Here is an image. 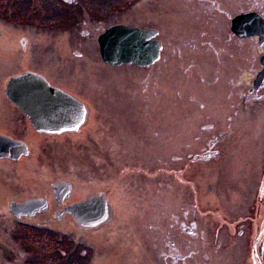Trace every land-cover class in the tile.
Returning a JSON list of instances; mask_svg holds the SVG:
<instances>
[{"label": "rangeland", "instance_id": "obj_1", "mask_svg": "<svg viewBox=\"0 0 264 264\" xmlns=\"http://www.w3.org/2000/svg\"><path fill=\"white\" fill-rule=\"evenodd\" d=\"M127 2L113 0L102 5L99 13L104 16L99 17V24L127 22L161 27L165 32L168 27L159 24L161 17L168 18L170 28L177 22L174 16L178 15L171 11L167 0ZM20 18L29 22L32 12L21 8ZM83 18L88 20L86 15ZM5 19L9 24L0 17V27H5L0 30V43L11 44L15 36L26 34L32 45L29 61L15 47L6 51L0 48V131L27 141L30 152L17 162L0 159V205L7 198L47 192L49 181L64 179L72 187L70 201L99 191L106 195L110 205L107 221L99 224L98 229L79 235L93 245L90 259L102 254L105 256L102 264H179L168 258L164 260L159 253L171 251L172 247L181 249L185 239L183 231L168 226H175L176 216V222L192 221L195 225L196 259L192 256L184 264L253 261L250 249L263 215L262 209L257 210L258 200L253 198L258 189L253 174L263 151L257 152V156L253 154L251 159L243 156L239 161L232 156L242 144L235 140L243 123L241 117L234 118L235 142L227 155L222 148L216 154L209 151L204 143L210 132H214L209 124L213 122L221 129L222 120L225 121V112L221 111L223 87L213 88L198 82L195 68H190L189 76L181 72L180 63L186 58H191L193 63L201 59L213 66L215 59L210 52L206 56L197 48L193 55H172L164 63L148 69L101 66L83 56L78 67L79 58L70 51L81 49L79 44L94 47L92 37L83 38L77 33L83 24L70 26L69 34L59 29L49 34L23 23L13 24V17ZM94 22L87 21L85 26ZM50 37L54 39V48L64 54L69 52L73 64L67 62L64 54L51 50L52 41L47 40ZM52 55L55 62L52 68L46 69L49 64L46 60ZM24 67L41 70L83 100L90 114L85 117L83 130L53 139L31 132L2 92L7 76ZM210 69L205 68L203 81L215 77ZM255 122V117L250 118L248 133H260L264 138V117L258 126ZM58 222L67 225L71 220L65 217ZM16 225L20 224L15 223L11 235L0 230V264H29L46 254V246L29 243L32 239L29 233L26 237L31 239L24 248L14 245L12 240L23 228ZM12 226L6 220L3 228ZM240 229L243 232L238 235Z\"/></svg>", "mask_w": 264, "mask_h": 264}, {"label": "flooded vegetation", "instance_id": "obj_2", "mask_svg": "<svg viewBox=\"0 0 264 264\" xmlns=\"http://www.w3.org/2000/svg\"><path fill=\"white\" fill-rule=\"evenodd\" d=\"M113 0H0V17L14 18V23H23L28 25L30 29L42 31L46 33H53L55 29H59L67 34L70 33V26L73 24H83V27L78 28L77 33L80 37L94 39V47L81 46L82 49H72L70 54L79 58L76 62L77 66H80L81 57L85 56L89 62H99L101 66L119 67V66H132L133 68H150L153 65L161 64L165 62L166 57L170 58L172 55H193L194 50L201 51L206 56H209V52L213 55L214 65L210 66L205 61L198 59L196 63L190 60H184L182 64L181 72L183 75H188L191 72L190 68H195V72L198 74L197 81L204 83L205 85L213 86L222 85L223 105H221V111H224L225 121L222 120L223 128L219 129L215 127L212 122L209 124L210 128L214 132H210L208 140H205V145L209 147V151L217 153L219 148L225 150V155L228 153V149L232 146L235 140L240 141L239 147L233 152L232 156H235L237 161L243 156L252 155L257 156V152L261 153L260 158L256 159L257 165L254 172V178L258 184V189L254 191L253 198L258 200L257 210L262 209L263 215L261 216V225L259 232L256 234L252 243L250 252L252 251L253 261L248 264H263L264 263V240H262L264 234V142H262L263 135L258 133L254 135V132L248 133V128L251 127L250 118H256V125L260 124V120L264 117V0H167L171 6V11L175 13L174 21L177 22L170 28L169 20L166 16L161 17L159 24L168 28L160 30L150 25H137L127 22H109L105 25L99 24V17L104 16L99 13L102 5L108 3L111 4ZM140 0H129L131 2L139 3ZM143 1V0H142ZM145 1V0H144ZM21 8L27 12H32V19L29 22L22 21L20 18ZM166 13V11H165ZM88 16V20L95 21L89 27L83 16ZM9 24V23H8ZM121 24L123 26L143 30L148 34L143 38L144 42L152 44L145 46L146 52H149L150 56L154 58L144 64H136L133 62L109 64L101 59L99 53V44L97 37L101 35L107 28ZM0 30H5V27H0ZM168 31V33H167ZM6 35L5 31L3 33ZM64 37H61V41ZM47 40L52 41L51 50L57 54H64L59 49L54 48L53 38L50 37ZM32 43L28 35L20 34L15 36L12 43H0V48L6 51V49H12L15 47L18 52L23 55H27L28 61L30 60V47ZM1 53V52H0ZM88 54V55H87ZM90 55V56H89ZM68 63L73 64L69 52L64 54ZM223 59V60H222ZM189 61V62H187ZM49 63L46 69L52 68L55 62L54 55L50 59L46 60ZM29 63H27V66ZM88 66L87 68H89ZM100 68L98 65L96 66ZM198 67V69H197ZM211 68V73L215 75L210 79H201L202 74L205 72V68ZM224 68V69H223ZM223 69V71H222ZM25 72L34 73L42 77L45 82L52 87H55L62 92L66 93L73 101L70 103H63L57 97V107L62 110V116L50 118L46 120L45 128H36L32 125L28 115L23 113L16 104L10 101L2 89L4 98L13 106L14 110L19 113L23 118L25 125L29 126L32 133L35 135H41L48 139H53L59 136L70 135L73 131L80 132L82 129L85 117L89 112L86 110V104L82 99L78 98L76 94L71 92L64 86L55 83L47 74L41 70H37L30 67H24L21 71L10 73L7 77L23 74ZM96 82L95 78H91ZM32 83H36L35 78L32 79ZM5 87V86H4ZM146 87V85H145ZM50 99H53L50 94ZM191 97H194L191 95ZM64 101V100H63ZM35 106L42 105V102L34 101ZM78 104V105H77ZM198 106L203 107L202 102L197 103ZM79 106V110H77ZM50 107L47 106V110ZM225 108V109H224ZM34 110V114H38ZM46 110V111H47ZM215 112V111H214ZM216 112H218L216 110ZM81 117V121L77 124L74 123L77 116ZM257 115L258 118L255 116ZM235 117H241L243 123L239 127V133L236 139L235 137ZM73 122V126H66L67 123ZM41 125V124H40ZM39 126V125H38ZM37 126V127H38ZM85 128V127H84ZM203 129V128H202ZM0 134L8 136L13 140L22 141L27 149L26 154H21L18 157L0 156V159H4L9 162H17L24 155L30 152V147L27 141L20 138L16 134L10 132L0 131ZM250 137L246 140L247 137ZM248 142V143H247ZM246 145H250L247 148ZM5 157V158H4ZM210 157V153H209ZM247 161V159L245 160ZM245 161L241 162L243 166ZM247 168V167H246ZM249 169V168H247ZM67 186L68 190H63ZM47 192L41 194H32L23 196L19 199L7 198L4 204L0 205V230L10 234L11 229L15 223L17 227H23L16 235V239L12 242L14 245L24 246L25 243L30 244L33 242L41 244L42 248L46 246V254L39 256L37 260L28 262L29 264H102V254H97L94 258L90 259L94 248L92 244H88L79 235L89 233L99 228V224L104 223L108 219L110 214V205L107 201L106 195L102 192H97L93 195H88L79 200H69L71 194V184L64 179H56L48 182ZM89 198L103 199L106 207V217L101 222L95 225H81L77 223L70 214V207L77 203L82 202ZM36 200L35 206L28 208V213L17 214L13 209V203L21 204L25 200ZM48 215L46 219L41 218L43 215ZM175 216V215H173ZM69 217V222L65 225V222L58 224L62 218ZM183 219V218H182ZM12 223L11 228L4 229L5 221ZM174 225H168L170 228L174 227L177 230H182L185 239L181 243V249L178 247H172L170 250H161L159 253L165 260L171 259L170 262L184 264L185 259H191L192 256L196 259V244L193 243L195 237V225L192 221L180 220L176 222V216L173 218ZM177 223V225H176ZM29 224V225H21ZM161 226V225H159ZM242 229L238 231V235L242 234ZM26 233H29L31 238L26 237ZM1 236V234H0ZM7 239V238H6ZM8 240V239H7ZM9 241V240H8ZM22 241H25L24 243ZM33 241V242H32ZM173 242L170 241V245ZM87 246V247H86ZM244 246L246 248V238L244 239ZM24 248V247H23ZM24 253L23 249L20 250ZM254 251L256 256L254 255ZM19 250L17 251V253ZM20 253L18 255H22ZM18 260L23 256L17 257ZM105 262L104 264H107Z\"/></svg>", "mask_w": 264, "mask_h": 264}, {"label": "water", "instance_id": "obj_3", "mask_svg": "<svg viewBox=\"0 0 264 264\" xmlns=\"http://www.w3.org/2000/svg\"><path fill=\"white\" fill-rule=\"evenodd\" d=\"M147 34L148 32L143 30L121 24L107 28L97 37L101 59L109 64L129 62L144 64L151 61L154 56L152 57L149 52H146L145 46H150L151 49L152 44L143 41ZM34 78L36 83H32ZM4 93L23 113L28 115L30 122L36 128H45L43 124L46 123V120L63 115L61 108L57 107V97L63 103L72 105L73 101L66 93L49 86L42 77L30 72L8 78ZM49 94L54 98L50 99ZM34 101L42 102V105L35 106ZM47 106L50 107L48 110ZM35 109H37L38 114H34ZM77 110H79V106H77ZM80 121L81 117L79 115L74 121L76 126ZM74 123H67L66 126H73ZM26 153L27 149L22 141L13 140L0 134V156L16 158ZM63 190L67 191L68 187L65 186ZM35 203V199H29L21 204L13 203L12 205L17 214H25L28 213L27 210L30 206H35ZM69 210L74 220L81 225H95L104 220L107 215L105 202L101 198H89L77 202Z\"/></svg>", "mask_w": 264, "mask_h": 264}, {"label": "bare ground", "instance_id": "obj_4", "mask_svg": "<svg viewBox=\"0 0 264 264\" xmlns=\"http://www.w3.org/2000/svg\"><path fill=\"white\" fill-rule=\"evenodd\" d=\"M5 158V157H4Z\"/></svg>", "mask_w": 264, "mask_h": 264}]
</instances>
